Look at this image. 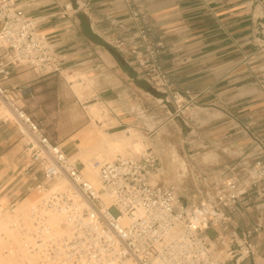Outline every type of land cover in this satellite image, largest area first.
Wrapping results in <instances>:
<instances>
[{"label":"built area","instance_id":"built-area-1","mask_svg":"<svg viewBox=\"0 0 264 264\" xmlns=\"http://www.w3.org/2000/svg\"><path fill=\"white\" fill-rule=\"evenodd\" d=\"M38 23L19 0H0V49L6 50L0 54V101L12 114L2 120L14 121L25 138L23 172L28 189L40 193L25 211L15 212L28 256L36 264H250L262 225L238 230L230 213L244 194L264 203V139L254 135L251 160L226 164L229 177L199 200L195 195L181 200L174 186L152 181L160 162L152 150L135 157L94 158L91 167L109 197L106 203L83 166L19 104L31 95V87L1 83L21 67L40 73L62 69ZM52 216L58 217L59 231L50 225ZM17 261L29 264L20 255Z\"/></svg>","mask_w":264,"mask_h":264},{"label":"rangeland","instance_id":"rangeland-1","mask_svg":"<svg viewBox=\"0 0 264 264\" xmlns=\"http://www.w3.org/2000/svg\"><path fill=\"white\" fill-rule=\"evenodd\" d=\"M124 1L130 9L131 20L128 18L124 26L101 35L126 64L122 67L121 85L125 90L120 98H124L123 107H128L127 112L132 113V123L114 126V111L120 113V109L109 100L117 95L108 89L107 80L98 79L96 70L74 69L62 70V75L55 77L53 85L62 91L55 94V108L51 111L57 116L45 117L43 126L52 129V140L81 166H84L82 159L90 163L94 158L112 160L118 156H138L140 153L129 146L118 151L103 144L106 139L103 131L115 141L118 138L114 133L123 130L130 136L133 132L132 140L139 139L144 144L143 151L152 150L159 157L152 181L174 186L181 200L194 195L199 200L206 191L210 197L214 185L229 177V173L221 171L220 162L232 160L236 155L225 141L234 133L242 139L243 130L248 131V121L254 114L253 104L264 103V61H258L255 76L246 71L253 63H246L243 64L245 69L242 64L243 67L238 65L236 74L214 84L209 68L212 62L205 63L208 68L203 77L199 69L203 63L191 60L185 63L182 59L185 53L193 57L200 54L193 44V40L198 39L197 30L193 27L164 30L154 25L145 4L143 10L138 11L140 5L135 4V0ZM256 14H261L260 6ZM256 36L264 38V27L257 28ZM238 58L232 57L233 60ZM77 72L91 81V86L83 93L84 98L76 94L73 81L65 77ZM204 83L210 87L199 92ZM96 91L101 92L96 95ZM93 102L107 113L100 118L92 115L88 104ZM0 110V115L6 112L1 101ZM73 128H79L74 139L65 140ZM249 151L246 148L243 154ZM30 195L32 200L17 203L12 215L25 211L40 198L35 189ZM18 255L25 257L26 250L17 233L16 239L0 243V264H18Z\"/></svg>","mask_w":264,"mask_h":264},{"label":"crops","instance_id":"crops-1","mask_svg":"<svg viewBox=\"0 0 264 264\" xmlns=\"http://www.w3.org/2000/svg\"><path fill=\"white\" fill-rule=\"evenodd\" d=\"M19 1L28 15L39 19L37 30L54 46L61 58L62 69L40 73L29 67H21L1 82L3 86L29 85L31 95L20 101L25 110L44 125L45 117L48 119L57 116L56 113L51 114V111L55 108V94L62 91L61 88L56 90L53 85L55 77L61 76L62 70L70 72L74 69H93L97 71V78L107 80L108 89L112 90L113 95H117L109 98L114 102L113 105L120 109V113L112 109L116 120L114 126L131 124L132 113L127 112L128 107H123L122 103L124 98H120L125 90L121 85L122 67H126V64L120 56L112 52L108 41L101 35L108 33L112 28L124 26L128 18L131 20L128 4L124 0ZM68 4L71 7H68ZM135 4L140 5L138 11H142L145 4L154 25L164 30L193 27L198 31V39L193 40V44L198 47L200 54L193 57L185 53L182 59L185 63L190 60L203 63L204 66L199 67L203 77L206 76L208 68L205 63L212 62L213 66L209 68L212 69L214 84L225 77L230 78L236 74L238 65L246 63H253L246 71L255 76L258 61H264V38L256 36L257 28L264 27V0H135ZM257 6L261 8L260 15L256 14ZM5 51L1 48L0 54L4 55ZM234 56L239 58L233 60ZM245 68L244 66L243 69ZM65 77L73 81L74 91L80 98H84L83 93L91 86L90 79L79 72L76 75L66 74ZM84 82L87 87L81 90L79 84ZM209 87L204 83L198 91L204 92ZM100 92L94 93L97 95ZM253 106L254 114L248 121V131L243 130V138L240 139L234 133L229 135L227 142L225 141L229 145L228 148H233L232 151L236 154L234 159H224L220 162L221 171L226 174L229 173L224 168L226 164H246L251 160L254 135L264 139V103ZM259 106H262V109H259ZM257 109L260 111H255ZM2 117L0 115V209L3 210L22 202L30 196L32 189H28L30 182L23 172L24 165L28 163V158L23 154L25 138L21 136L14 121H4ZM78 129L73 128L65 140H73ZM45 131L51 138L52 129L45 126ZM58 140H61V137ZM246 148L250 151L243 154ZM230 219L238 230L261 223L262 229L256 238L257 247L248 262L264 264L263 201L254 195H242L230 213Z\"/></svg>","mask_w":264,"mask_h":264},{"label":"bare ground","instance_id":"bare-ground-1","mask_svg":"<svg viewBox=\"0 0 264 264\" xmlns=\"http://www.w3.org/2000/svg\"><path fill=\"white\" fill-rule=\"evenodd\" d=\"M67 77H70V76H67ZM86 87H87L86 82L79 84L80 89H84ZM3 108L5 109L6 112L4 114H2L1 116L8 115L9 117H12V114L9 111V109L6 108L4 105H3ZM88 109L91 111V113H93L94 116L99 117V118L102 117L105 113H107V112L104 113V111H102V109L100 108V106L96 102L90 103L88 105ZM103 110H104V108H103ZM1 113H2V111L0 110V114ZM122 131L123 130H121L119 133L115 134L116 137L118 138L117 141L109 138L107 136V133L105 131H103L102 133L106 136V139H104L103 144L105 146L109 144V146L112 149L118 150V151L124 150L125 146H129L135 153L141 154V152L144 150V144L141 141H139V139L138 140H134V139L132 140V138L134 137L133 135H135V133L132 132V135L127 136ZM129 132H131V131H129ZM101 160H105V159H101ZM81 162H83V164H84L83 172L86 174L88 179L91 181L92 185L94 186V188L96 189L98 194L103 198V200L106 203H109V197L101 190V183H100V180L98 177L97 170L93 169L91 167V161L89 163L87 160L82 159ZM57 185L58 184H55L51 188H55ZM31 197L32 196L30 195L26 199H24L25 202L28 200H32ZM18 204H20V203H18ZM15 209H16V207L13 210H12V207L6 208L3 210L0 209V243L1 242H8V241H12V240L16 239L17 233L21 237V235L17 229V213L12 215V212H14ZM57 223H58V217L52 216L50 219V225L54 228L55 231L60 230ZM22 244L26 250L25 258L27 259V261H29V264H36V259L33 256H31V257L28 256L27 248H26V245H25L23 240H22ZM108 264H117V263H116V261H110Z\"/></svg>","mask_w":264,"mask_h":264}]
</instances>
